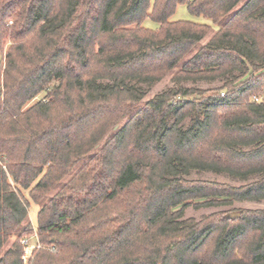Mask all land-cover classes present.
<instances>
[{
  "label": "trees",
  "instance_id": "trees-1",
  "mask_svg": "<svg viewBox=\"0 0 264 264\" xmlns=\"http://www.w3.org/2000/svg\"><path fill=\"white\" fill-rule=\"evenodd\" d=\"M182 4L218 26L205 45L209 25L169 20ZM172 71L223 84L144 102L127 85ZM263 94L264 0H0V264H23L32 233L21 190L38 206L32 264H264V210L184 219L264 200Z\"/></svg>",
  "mask_w": 264,
  "mask_h": 264
},
{
  "label": "rangeland",
  "instance_id": "rangeland-1",
  "mask_svg": "<svg viewBox=\"0 0 264 264\" xmlns=\"http://www.w3.org/2000/svg\"><path fill=\"white\" fill-rule=\"evenodd\" d=\"M170 21H190L196 24H205L209 25L211 27L210 32L201 40L199 45H205L208 41V39L212 36L214 31L218 29L217 25H213L209 19H206L202 16L195 17L191 15L188 10H186L185 5H179L175 9V13L169 18ZM143 27H146L150 30L156 29L157 25L153 21H150L149 19H146L143 22ZM223 84V79L218 78L215 79V81H206V80H200L199 82H193L191 80H184L180 84H176L173 79V71L169 72L168 75L163 77L162 79L155 81L153 84L148 85L140 81L136 80H128L127 85L134 87L135 89H139L144 97L142 98L141 102L150 100L154 97L156 94H160L164 91L169 90L170 88H189L195 91H198L202 93V97H208L210 95L215 94L216 89L220 88V86ZM221 95L225 93L226 91L224 89H221L219 91ZM43 95H39L33 100H31L26 107L29 108L30 105L34 104L38 100L42 99ZM190 100H194V97H189ZM196 99V98H195ZM259 102L264 101V94L262 96H259L257 98ZM191 116L185 117V120H183L179 126L183 129H186V127L190 123ZM125 121V120H124ZM120 123L116 128H119L124 123ZM175 119L173 114L171 113L167 117V126L169 127L172 123H174ZM184 179L189 180H199V181H208L215 184H224L230 187H239L243 185H247L250 182L258 180L257 175H249V177L246 178H239L235 176H230L223 172L214 173L212 171H197V170H191L187 175L183 176ZM8 183L11 184L10 178H8ZM51 192L50 194H52ZM21 195L24 200H27L30 203V206L27 210V218L23 221L21 226H24L26 224H30L32 233L29 235H26V238L29 240V245H33L35 243V224H36V212L38 210V206L29 200L28 191L21 190ZM49 195V194H48ZM201 202V201H200ZM196 202H194L195 204ZM238 210H264V200L260 202H235L233 205H211V206H203V207H194L192 204L188 205L184 210V219L188 218H194L196 220L204 218V217H210L211 215H218L219 213H228V212H234ZM14 237H12L7 243L3 245V249L0 252V258L2 257L4 251H6L11 243L13 242ZM41 244V243H40Z\"/></svg>",
  "mask_w": 264,
  "mask_h": 264
},
{
  "label": "built area",
  "instance_id": "built-area-1",
  "mask_svg": "<svg viewBox=\"0 0 264 264\" xmlns=\"http://www.w3.org/2000/svg\"><path fill=\"white\" fill-rule=\"evenodd\" d=\"M255 102H259L257 98L253 99ZM19 244L22 247V252L20 256V260L23 264H32V260L34 259L35 253L38 250L44 249V247L40 244L37 233L35 235V243L33 245H29V240L26 236H23L19 239Z\"/></svg>",
  "mask_w": 264,
  "mask_h": 264
},
{
  "label": "water",
  "instance_id": "water-1",
  "mask_svg": "<svg viewBox=\"0 0 264 264\" xmlns=\"http://www.w3.org/2000/svg\"><path fill=\"white\" fill-rule=\"evenodd\" d=\"M234 216H239V211H236L235 213H234Z\"/></svg>",
  "mask_w": 264,
  "mask_h": 264
}]
</instances>
